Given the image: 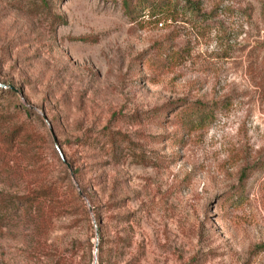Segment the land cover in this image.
<instances>
[{
  "label": "rangeland",
  "instance_id": "rangeland-1",
  "mask_svg": "<svg viewBox=\"0 0 264 264\" xmlns=\"http://www.w3.org/2000/svg\"><path fill=\"white\" fill-rule=\"evenodd\" d=\"M193 1L0 0V264H264V0Z\"/></svg>",
  "mask_w": 264,
  "mask_h": 264
},
{
  "label": "trees",
  "instance_id": "trees-1",
  "mask_svg": "<svg viewBox=\"0 0 264 264\" xmlns=\"http://www.w3.org/2000/svg\"><path fill=\"white\" fill-rule=\"evenodd\" d=\"M182 1V4L180 2ZM176 3V4H175ZM173 3L170 0H143L141 2L142 6L139 5H131L128 0H124L123 7L126 9L131 17H144L145 15L148 18H155V22H158L161 18H172L174 17L173 12L177 10V6L180 4L181 8H188L192 12L197 11V6L196 2L193 0H177L176 2ZM171 6H173V10L171 11ZM172 13V14H171ZM9 92L13 93L14 91L11 90L10 88H4L0 87V92ZM3 92V93H4ZM198 113L197 111H189V112H184L182 113L181 116V123L187 125L189 128H195L198 126H201L204 124V121H207L209 114L206 116V114H196ZM9 141L10 143H14L16 141V138L19 137V134L17 133V129H13L10 134H9Z\"/></svg>",
  "mask_w": 264,
  "mask_h": 264
},
{
  "label": "water",
  "instance_id": "water-1",
  "mask_svg": "<svg viewBox=\"0 0 264 264\" xmlns=\"http://www.w3.org/2000/svg\"><path fill=\"white\" fill-rule=\"evenodd\" d=\"M0 87L10 88L11 90H13V91L16 92V93L19 92V90H18L17 88H15V87H14L13 85H11V84L5 85V84L0 83ZM41 115H42L43 120H44L45 122H47V119H46L45 115H44V114H41ZM50 132H51V134H52V136H53V141H54V144H55L56 149H57V151H58V154H59V156L61 157V159L63 160V162H65L64 155H63V153L61 152V150H60V148H59V146H58V144H57V142H56V138H55V136L53 135L51 129H50ZM93 222H94V225H95V220H94ZM95 226H96V225H95ZM95 228H96V227H95ZM95 240H96V242H95V254H96V252H97V245H98V230H97V228L95 229Z\"/></svg>",
  "mask_w": 264,
  "mask_h": 264
}]
</instances>
